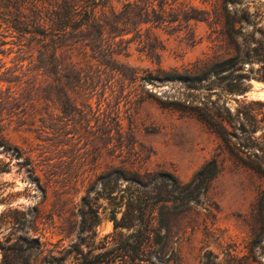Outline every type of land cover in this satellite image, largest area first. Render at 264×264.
<instances>
[{
  "label": "rangeland",
  "instance_id": "374dc122",
  "mask_svg": "<svg viewBox=\"0 0 264 264\" xmlns=\"http://www.w3.org/2000/svg\"><path fill=\"white\" fill-rule=\"evenodd\" d=\"M123 1L111 0L110 5L119 9ZM182 1L211 9L216 0ZM193 30L194 44L184 29L153 30L166 46L162 67H180L213 54L207 24L197 22ZM27 50L13 45L12 52L0 54L5 67L17 68L20 76L10 84L11 90L28 104L24 115L3 110L1 116L4 133L24 154L16 158L13 149L0 147V264H77L80 252L89 253V258L111 248L113 206L98 191L100 181L89 193L87 189L108 164L122 159L134 168L168 171L186 182L205 160L215 157L221 170L206 197L172 222L173 232L180 236V264H225L224 252L232 243L239 255L245 250L257 222L261 179L228 152L212 129L196 116L162 107L151 97L137 103L132 88H122L117 76L76 51L73 60L81 62L89 78L82 88L69 90L71 102L61 106V93L47 85L51 79L34 67L36 52L30 57ZM129 52L122 61L156 67L138 53L136 43L130 44ZM0 86L4 89L8 83ZM145 87L161 98L179 93V85L172 82ZM247 100L264 103V82L251 80ZM230 106L238 105L232 101ZM257 117L264 126V113ZM26 156L31 165L24 161ZM207 252L215 257L205 262Z\"/></svg>",
  "mask_w": 264,
  "mask_h": 264
},
{
  "label": "trees",
  "instance_id": "16d2710c",
  "mask_svg": "<svg viewBox=\"0 0 264 264\" xmlns=\"http://www.w3.org/2000/svg\"><path fill=\"white\" fill-rule=\"evenodd\" d=\"M110 1L0 0V54L12 52L13 45L26 46L30 57L35 51L34 67L51 79L47 85L61 93V106L71 100L68 91L82 88L89 78L81 62L73 60L76 51L117 76L122 88H132L138 95L137 103L151 97L162 107L203 121L228 152L261 179L256 226L240 255L234 243L228 244L225 264H264V126L257 117L264 113V103L247 100L251 80L264 82V0H216L211 9L182 0H124L115 9ZM197 22L207 24L213 54L180 67H162L166 46L153 30L175 33L184 29L194 44L193 26ZM129 34L132 36L126 38ZM131 43H136L138 53L156 67L122 61L130 56ZM1 60L0 83L8 86H0V117L3 110L24 115L27 99L16 95L10 86L20 75L17 68L5 67ZM166 82L179 85L177 96L161 98L145 87ZM232 101L238 105L234 109ZM255 105L260 106L258 110ZM0 147L13 149L16 158L24 154L4 133L3 124ZM24 161L31 165L29 157ZM220 170V163L212 157L183 182L171 172L141 170L123 159L108 164L87 193L100 181L98 191L113 206L109 216L115 231L113 246L89 258V253L80 252L77 264H114L116 260L121 264H180V236L173 232L172 222L201 204ZM83 200L90 204L87 196ZM94 212L99 219L98 210ZM210 256L215 257L212 252L204 254L205 262Z\"/></svg>",
  "mask_w": 264,
  "mask_h": 264
}]
</instances>
